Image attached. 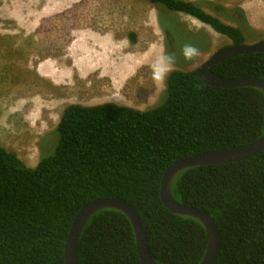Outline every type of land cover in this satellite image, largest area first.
<instances>
[{"label": "trees", "instance_id": "trees-1", "mask_svg": "<svg viewBox=\"0 0 264 264\" xmlns=\"http://www.w3.org/2000/svg\"><path fill=\"white\" fill-rule=\"evenodd\" d=\"M186 13L244 43L241 8L210 1L148 0ZM213 12H208L202 4ZM235 13V14H234ZM213 73L264 78V51L237 54L210 66ZM264 132V91L216 87L196 69L175 68L159 100L144 109L114 102L70 103L53 130L56 144L35 166L0 145V264H64L63 248L78 210L96 197H116L138 213L158 264H198L206 243L199 220L168 210L160 179L178 158L242 145ZM174 198L206 211L221 234L213 264H264V147L238 161L197 165L173 178ZM79 264H141L134 232L118 209L98 210L85 223Z\"/></svg>", "mask_w": 264, "mask_h": 264}, {"label": "rangeland", "instance_id": "rangeland-1", "mask_svg": "<svg viewBox=\"0 0 264 264\" xmlns=\"http://www.w3.org/2000/svg\"><path fill=\"white\" fill-rule=\"evenodd\" d=\"M190 1H210L231 9L226 16L217 14L243 28L245 43L264 39V0ZM23 3V0H0V145L30 167L35 166L41 155L52 152L57 140L53 130L63 106L71 102L86 105L114 102L147 108L159 100L164 89L170 71L161 80L157 78V70L163 69L166 57L174 58L172 70L196 69L217 48L231 44L228 37L194 17L148 0H42L41 7L33 5L31 12ZM42 3L49 7L46 13H38ZM14 6L23 9L17 17L12 12ZM202 6L214 14L208 6ZM237 7L243 11L245 22L231 20ZM89 29L99 38L111 33L129 45L125 52H132L133 65L116 70L121 76L115 78H123L126 72L132 73L131 76L114 81L113 87L112 79L100 76L106 73V68L112 69L109 65L85 78L73 74L67 84L62 83L56 89L48 80L36 76L39 59L54 56L63 66V54L75 34ZM188 45L198 50L192 59L184 55ZM99 51L97 48L95 52ZM122 56L114 55L109 61L114 60L116 67ZM59 75L62 79L63 75ZM60 78L53 82L59 84ZM119 83L124 86L122 90ZM51 98L55 99L52 102L60 100L62 104L49 108L45 100Z\"/></svg>", "mask_w": 264, "mask_h": 264}, {"label": "water", "instance_id": "water-1", "mask_svg": "<svg viewBox=\"0 0 264 264\" xmlns=\"http://www.w3.org/2000/svg\"><path fill=\"white\" fill-rule=\"evenodd\" d=\"M264 51V39L253 43L229 44L217 48L197 68L196 73L206 84L223 87L252 86L264 91V78L247 76L227 78L213 73L210 66L237 54ZM264 147V132L251 142L230 146L220 150H209L194 155L178 158L164 170L160 179L159 197L163 205L171 212L188 215L201 222L206 233L203 256L198 264H213L221 249V234L215 220L204 210L177 201L171 190L174 176L181 170L197 165L219 164L248 158ZM115 208L123 212L129 219L134 232L136 253L141 264H158L153 258L147 235L137 211L126 201L116 197H96L85 203L74 216L63 248L64 264H79L77 247L82 229L98 210Z\"/></svg>", "mask_w": 264, "mask_h": 264}, {"label": "crops", "instance_id": "crops-1", "mask_svg": "<svg viewBox=\"0 0 264 264\" xmlns=\"http://www.w3.org/2000/svg\"><path fill=\"white\" fill-rule=\"evenodd\" d=\"M90 31H82L75 34V38L68 44L65 53L63 54V66L60 65V63L57 61V58L54 56H48L43 57L38 60L36 63L35 71L36 76L38 78L46 79L50 82L52 86L59 87L61 84H67L68 80L73 76V74H77L78 77L85 78L87 75L93 73L95 70H99L102 67L109 66L112 69L106 68V73H101V77H107L108 79L113 80V87H114V81H124L128 76H131V74L128 72L125 73L123 78H115L118 76H115L114 72H119L116 70H126L129 67L133 65L132 63V52H125L129 45L121 39H116L115 36L111 33H108L106 36L99 38L94 32H92V29H89ZM100 49L99 52H95L96 50ZM117 54H123L122 57H119L118 65L115 67V64L113 63L114 60L109 61L110 57H113ZM83 57L84 62H83ZM136 57V55H135ZM53 61L54 66L51 61ZM136 60V59H135ZM41 61H47L50 68L57 71V76L54 78V80H58L60 78V73L63 75V78L59 84H56L53 82L52 78H47L38 73V64ZM111 63V64H110ZM55 67V69H54ZM133 72V71H132ZM110 75V76H109ZM121 76V75H119ZM114 79H113V78ZM59 81V80H58ZM120 84V83H119ZM122 87L121 84L119 85ZM64 88V87H63ZM66 88V87H65ZM120 90V92H121ZM48 94H53L49 92ZM55 99H46L45 104L50 108V105H58L62 104L60 103V100L54 101ZM66 102L63 99V104ZM72 103V102H71ZM74 103H80V102H74ZM82 104V103H81ZM65 106H63V109ZM31 119V118H29Z\"/></svg>", "mask_w": 264, "mask_h": 264}, {"label": "bare ground", "instance_id": "bare-ground-1", "mask_svg": "<svg viewBox=\"0 0 264 264\" xmlns=\"http://www.w3.org/2000/svg\"><path fill=\"white\" fill-rule=\"evenodd\" d=\"M24 1V6L23 7H25L26 6V8H28V9H30V12L33 10V9H31L32 7H33V5H35L36 7H38L39 5V7H41V1L42 0H23ZM10 2H12V1H10ZM44 2V1H43ZM11 4V3H10ZM13 6V5H12ZM17 6V5H16ZM21 6V7H22ZM13 8V7H12ZM49 7L47 6V4H45L44 3V5H43V3H42V10L41 11H39L38 13H46L47 12V9H48ZM14 14H15V17H17L20 13L22 14V12H23V9L22 8H16L15 6H14V8H13V11H12ZM29 17H31V16H29ZM19 18H20V16H19ZM18 18V19H19ZM38 73L40 74V75H42V76H44V77H47V78H52V79H54L56 76H57V72L55 71V70H53L52 68H50V66H49V64H48V62L47 61H42L41 63H39L38 64ZM115 76H119L120 75V73L119 72H114L113 73Z\"/></svg>", "mask_w": 264, "mask_h": 264}, {"label": "clouds", "instance_id": "clouds-1", "mask_svg": "<svg viewBox=\"0 0 264 264\" xmlns=\"http://www.w3.org/2000/svg\"><path fill=\"white\" fill-rule=\"evenodd\" d=\"M184 55L186 59H192L194 56L198 55V50L194 47L188 45L184 48ZM165 66L162 70H157V78L163 80L164 76L172 70V66L174 64V58L173 57H166L165 60Z\"/></svg>", "mask_w": 264, "mask_h": 264}]
</instances>
